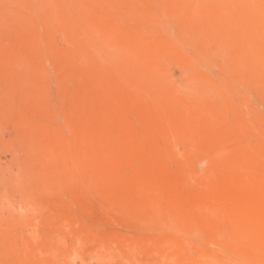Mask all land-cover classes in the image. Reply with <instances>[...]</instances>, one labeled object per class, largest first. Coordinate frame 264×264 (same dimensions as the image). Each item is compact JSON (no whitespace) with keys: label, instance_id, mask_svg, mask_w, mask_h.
I'll use <instances>...</instances> for the list:
<instances>
[{"label":"rangeland","instance_id":"374dc122","mask_svg":"<svg viewBox=\"0 0 264 264\" xmlns=\"http://www.w3.org/2000/svg\"><path fill=\"white\" fill-rule=\"evenodd\" d=\"M0 264H264V0H0Z\"/></svg>","mask_w":264,"mask_h":264},{"label":"bare ground","instance_id":"6f19581e","mask_svg":"<svg viewBox=\"0 0 264 264\" xmlns=\"http://www.w3.org/2000/svg\"><path fill=\"white\" fill-rule=\"evenodd\" d=\"M75 9H76V8H75ZM66 24H67V23H66ZM111 28H112V27H111ZM117 31H118V30H117ZM107 32H108V31H107ZM111 34H112V32H111ZM248 50H249V49H248ZM250 55H251V54H250ZM254 55H255V54H254ZM251 59H252V58H251ZM254 59H256V58H254ZM254 59H253V60H254ZM255 61H256V60H255ZM151 85H152V84H151ZM154 89H155V88H154ZM160 91H161V89H160Z\"/></svg>","mask_w":264,"mask_h":264}]
</instances>
